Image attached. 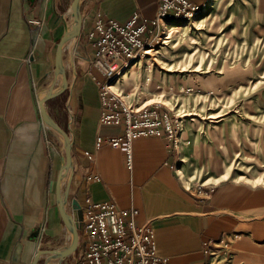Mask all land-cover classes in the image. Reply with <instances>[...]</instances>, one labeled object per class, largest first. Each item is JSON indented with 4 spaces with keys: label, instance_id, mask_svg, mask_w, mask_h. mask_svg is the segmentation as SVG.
Returning a JSON list of instances; mask_svg holds the SVG:
<instances>
[{
    "label": "crops",
    "instance_id": "1",
    "mask_svg": "<svg viewBox=\"0 0 264 264\" xmlns=\"http://www.w3.org/2000/svg\"><path fill=\"white\" fill-rule=\"evenodd\" d=\"M188 1L196 6L208 2ZM71 3L0 0V264H31L38 250L66 245L56 203L63 142L43 123L38 99L61 86V78L54 76L55 56L72 23ZM158 6L159 0L81 2L80 35L63 52L68 87L45 103L72 140V168L61 186L63 191L70 179L67 211L73 215L86 197L95 204L136 209L137 221L152 228L156 251L168 264H228L215 260L212 247L254 231L256 220L264 217V186L224 179L199 185L204 192L198 193L199 186L185 185L176 149L162 137L134 139L130 164L125 147L96 146L98 138L121 136L124 124L100 121L99 82L104 78L89 63L96 51L89 32L98 15L121 24L134 14L151 20Z\"/></svg>",
    "mask_w": 264,
    "mask_h": 264
},
{
    "label": "rangeland",
    "instance_id": "2",
    "mask_svg": "<svg viewBox=\"0 0 264 264\" xmlns=\"http://www.w3.org/2000/svg\"><path fill=\"white\" fill-rule=\"evenodd\" d=\"M154 49L131 63L132 72L126 74L131 64L120 71L111 89L127 108L176 115L185 185L234 179L264 186V0H216L176 21ZM70 240L67 231L62 241ZM80 246L62 262L76 264ZM212 251L216 261L264 264V217L251 233L227 237Z\"/></svg>",
    "mask_w": 264,
    "mask_h": 264
},
{
    "label": "built area",
    "instance_id": "3",
    "mask_svg": "<svg viewBox=\"0 0 264 264\" xmlns=\"http://www.w3.org/2000/svg\"><path fill=\"white\" fill-rule=\"evenodd\" d=\"M203 6L193 5L188 0H159L157 13L151 20L134 14L121 24L100 15L96 17L88 35L96 46L89 63L104 78L99 82L100 121L124 124L121 136L98 138L97 147L102 144L125 147L128 164L131 162V142L136 138L162 137L176 149L180 137L176 115L157 106L137 110L125 107L111 89V82L140 55L155 48L164 34V22L189 18L202 11ZM87 157L92 158L88 153ZM198 188V193L204 192L203 186ZM137 216L136 209L120 210L109 203L95 204L86 197L85 205L73 213L81 241L76 264H168L167 259L156 251L152 228L147 223H139ZM44 231L43 226L41 234Z\"/></svg>",
    "mask_w": 264,
    "mask_h": 264
},
{
    "label": "water",
    "instance_id": "4",
    "mask_svg": "<svg viewBox=\"0 0 264 264\" xmlns=\"http://www.w3.org/2000/svg\"><path fill=\"white\" fill-rule=\"evenodd\" d=\"M29 1L33 3L35 0ZM81 2L82 0H72L70 6V11L72 14V23L71 25H67L65 27L64 34L61 37L56 50L54 76L55 79L61 78V86L56 90H54L53 87L47 89L44 93L39 96L38 99L40 114L43 123L50 129H52L55 133H57L61 137L63 142L65 159L62 166V172L57 184L56 203L65 228L70 233L71 240L69 245L61 248L38 250L31 264H38L42 256H46L44 264H49L52 260H57L61 263L62 260H64L66 257L75 253L79 245V234L77 224L75 223L72 214L67 211L70 179H68L65 189L63 191L61 187L63 179L66 178L72 168V140L68 132L63 129L60 125H58L56 121L48 114L45 108V103L48 100L62 94L68 87V79L65 71L63 52L65 45L71 40L78 38L80 35L82 26V16L80 12Z\"/></svg>",
    "mask_w": 264,
    "mask_h": 264
},
{
    "label": "bare ground",
    "instance_id": "5",
    "mask_svg": "<svg viewBox=\"0 0 264 264\" xmlns=\"http://www.w3.org/2000/svg\"><path fill=\"white\" fill-rule=\"evenodd\" d=\"M216 0H208V2L203 6V11H206V10H208V9H210L211 7H212V4L215 2ZM191 17H195V14L194 15H192ZM175 22L176 21H166V22H164V35H166L167 33H168V31H169V29L170 28H173L174 27V24H175ZM167 37H165V39H166ZM164 43V42H163ZM67 45V44H66ZM155 51V49H151V50H148V51H146L145 53L147 54V53H150V52H154ZM154 53H158V51H155ZM134 66L135 65H130L129 66V69H128V71L126 72V74L127 73H130V72H132V70H133V68H134ZM116 78H114V80H115ZM113 80V81H114ZM112 81V82H113ZM111 82V83H112ZM114 84L113 85H111V87L112 88H114Z\"/></svg>",
    "mask_w": 264,
    "mask_h": 264
}]
</instances>
